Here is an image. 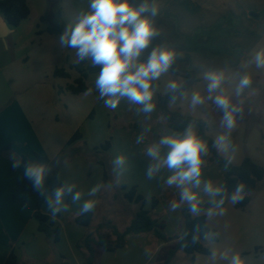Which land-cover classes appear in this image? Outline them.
Segmentation results:
<instances>
[{
	"label": "crops",
	"instance_id": "obj_1",
	"mask_svg": "<svg viewBox=\"0 0 264 264\" xmlns=\"http://www.w3.org/2000/svg\"><path fill=\"white\" fill-rule=\"evenodd\" d=\"M26 3L29 8L28 17L17 27H8V34L0 37V150L10 146L9 150L0 156V264L4 263L12 249L18 258V264H83L82 255L76 248V244L86 233L94 232L96 235L97 227L102 221H110L105 219V213H100L101 221L94 223L98 215L100 196L106 187H102L101 183L102 167L95 162L96 158L92 154L85 151V148L92 150L98 146L86 138L84 133L77 130L72 135L78 132L81 135L80 139L60 149L52 147L51 154H48L36 130L33 117L38 114L36 102L31 101L32 98L26 101L20 99L29 95L33 83L42 82L44 85V82L52 77L59 78L53 76L55 69L64 68L68 71L65 65L79 63L75 58L74 50L69 49V53L66 52L65 48L62 49L59 46L57 38L68 24L76 22L82 11L88 10V0H26ZM154 3L159 9L158 15L154 18L156 25L161 34H170L167 39L172 42V49H175L174 44L177 40L192 38L198 33L207 32L218 23L217 21L224 23L229 18L233 22L227 47L239 48L240 51L246 52L258 39L254 33L257 30L255 28L260 25V15H255L254 12L259 14L264 9V0H154ZM0 16L2 17L1 14ZM256 19L258 22L255 21ZM71 52L74 53V58L71 57L70 60ZM176 53V61L179 63L186 60L187 69L195 73L205 72L213 65L230 67L234 62V59L224 55L212 57L187 50ZM39 63H45V70L39 73L29 69L31 65L37 66ZM85 63L91 64L87 60ZM67 86L66 83L65 87ZM42 87L45 100L50 101L56 88H47L45 85ZM64 88L61 87L59 92L68 94L69 92ZM87 92L88 90L78 95H85ZM157 96L153 98V103ZM144 115L145 113L140 110L135 111L126 124L134 127L132 131H142H137L135 134H143L142 143H136L138 136L130 140L129 134H126L127 136L119 134L122 152L117 155L122 154L126 157L123 169L114 171L113 159L117 155L111 154L113 145L109 150L111 154L109 161L114 179L128 187L136 186L137 192L146 199L145 207H147L148 197L153 195L157 197L158 204L151 214L160 216V218L156 216L153 218L164 223V234L170 240L164 242L152 234L127 235L123 248L114 252L98 250L97 264H164L169 249L176 245L182 231V226L177 228L176 225L173 232H167L166 219L172 220L171 217L180 213L178 207L174 213L171 212L172 209L166 208L168 205L171 206L172 202L176 203L180 200L178 189H166L168 186L165 181L168 176L172 175V172L163 168L153 179L149 180L146 177V169L151 162L146 155V149L165 135V125L162 118L160 119L157 115L154 118L156 126L153 125V118H151L145 119L147 123L144 128L142 126L135 128L139 122L144 121ZM195 131L197 132L196 129ZM172 133L170 131L169 134ZM62 149L70 150L75 154L57 167L53 165V161ZM166 151L167 149H162V154ZM33 152L46 155L51 161L52 174L59 175L61 181L75 183L77 189L84 193L79 203H72L70 197L66 198V203L69 205L68 210L57 214L55 219L52 218L47 205L41 208V212L47 215L55 226L60 227V241L54 246L43 233L38 231V223L32 213L13 203L11 198L12 190L21 172L20 168H12L13 159L22 155H31ZM213 166L209 152H207V155L203 157L201 184L204 181L215 183L214 179L221 175V182L216 180L217 186H221L225 171L219 172L218 175L213 174ZM138 172L140 177L137 176ZM132 173L135 177L129 176ZM96 184H101V190L96 197H88V190ZM193 192L198 196L201 195L196 191ZM162 193L170 197L163 201ZM85 199L96 201L91 211L93 218L88 228L76 226L73 223V219L81 213L80 206ZM210 199L214 198L210 196ZM227 206H229L228 203L224 207L228 208ZM210 209L204 212L209 229L211 228L207 213ZM131 219L132 217L122 229L115 227L122 231ZM100 231L105 232L103 229ZM167 246L168 248L165 249ZM179 251L168 264H181L177 260ZM194 260L196 261V257Z\"/></svg>",
	"mask_w": 264,
	"mask_h": 264
},
{
	"label": "rangeland",
	"instance_id": "obj_2",
	"mask_svg": "<svg viewBox=\"0 0 264 264\" xmlns=\"http://www.w3.org/2000/svg\"><path fill=\"white\" fill-rule=\"evenodd\" d=\"M254 14L260 15V25L258 28H255L258 32L254 29V34L257 35L258 39H256L257 41H255L253 47L246 52L240 51L239 48L227 47V40L231 36V23L233 22L229 18L224 23L217 21L218 23L216 22L217 24L215 23L216 25L203 35L205 41L203 45H199L195 41L190 42V40L184 42L177 40L174 44L175 47H180L183 44L187 51L212 57L224 55L234 59V62L230 67H217L213 65L209 67L210 69H206L205 72H196L198 80L177 99L170 101L168 108L171 111H179L183 115L204 121L207 126L206 134L214 142H216L218 136L222 134L226 135L228 138L226 150L216 143L215 145L218 154L233 165H239L245 157H248L255 164L264 167V67L258 68L255 63L256 53L264 50V9L259 14L255 12ZM155 24H157L156 19ZM163 24L165 23L163 22ZM168 36L170 34L162 33L163 40L160 46L172 48L173 45L167 39ZM191 47H198L201 50L193 51ZM65 50L69 53L68 48H65ZM73 56L74 53L71 52L70 60ZM179 65L185 71H191L187 69L186 60L180 61ZM45 66V63H39L37 66L31 65L29 69L40 73L45 70ZM65 68L68 69L71 78L66 80L64 78L52 77L44 82L47 88H56L50 101H46V97L42 94V91H44L42 82L33 83L29 95L20 99L26 101L32 98L31 101L34 100L36 102L38 114L33 117L36 122V130L40 142L45 147L47 153L51 154L52 147L60 149L67 146L69 137L74 131L80 130V133H84L86 138L90 139L97 146L109 141L111 146L113 145L111 154L116 156L122 152L119 134H129L130 140L135 138V136L141 135L135 134L137 131H142H132L134 127H129V124L126 125L130 117H132V113L138 111L140 106L122 99L116 109L105 107L95 88V79L98 73L88 75L86 81L88 92L85 95L60 93L59 89L61 87L63 89L66 83L68 85L71 84L73 77L76 76L74 71L69 70L68 65H65ZM209 72L221 73L223 75L221 87L211 94V99H209L207 91L208 81L204 78L205 73ZM245 74L251 77L252 83L237 95L236 89L241 77ZM173 81L178 87L186 79L179 73H164L159 80L153 82V98L159 94H166L172 91L168 87V84ZM64 90H67L66 87ZM195 92H198L204 98V103L193 107L191 97ZM217 96L225 97L228 100V111L235 121L234 127L231 130L225 128L222 124L224 112L215 103ZM233 108L239 109V111L233 112ZM154 111L158 112V114ZM154 111L145 113L144 121L139 122L135 128H141V126L144 128L147 123L145 119L149 120L151 118H153V125L156 126L154 118L158 115L161 119V115L157 107H155ZM194 129L197 130V127H194ZM164 133L167 135L170 131L164 128ZM111 154L108 151L107 153L102 152L98 156L103 160L105 158L110 160ZM213 165V174L218 175L219 172L225 171L224 167L218 166L215 162H213ZM138 174L139 172L137 176L140 177ZM129 176L135 177V174L132 173ZM220 178L221 175L214 179L215 183H212L214 187L217 186L218 182H221ZM185 187H189L192 191L201 194L198 196L199 202L210 199V196L203 191V184L199 187L192 185H185ZM169 188L178 189L180 195V188L173 185L171 187L168 186L166 189ZM169 197L167 194L162 193L163 201H166ZM152 198H155V195L148 197L145 209L151 210ZM186 203L179 200L175 204L178 205L180 210V207ZM228 205V208H212L207 213L212 234L206 238L205 244L210 249V254H196V261H192L190 257L179 251L177 256L178 262L181 264H195V262L196 264H231L232 256L240 254L244 264H264V183L251 194V201L245 209L234 208L231 199ZM168 206L166 208L172 209L171 206ZM135 210L136 206L125 200L119 190L106 187L100 196V206L94 223L101 221V217H99L100 213H105V219H109L120 230L128 223L130 217H133ZM176 210L178 209L171 212L174 213ZM151 215L152 217L156 216L160 218V216L153 213ZM171 219H166L168 223L167 232H173L176 229V225L177 228L182 226L180 213L171 217ZM103 230L107 231L106 229ZM92 234L95 235L94 232ZM211 235H214L217 241L212 242L210 239ZM167 248L168 246L165 247V249Z\"/></svg>",
	"mask_w": 264,
	"mask_h": 264
},
{
	"label": "clouds",
	"instance_id": "obj_3",
	"mask_svg": "<svg viewBox=\"0 0 264 264\" xmlns=\"http://www.w3.org/2000/svg\"><path fill=\"white\" fill-rule=\"evenodd\" d=\"M158 12L154 0L151 3L149 0H139L138 3H133V0H88V10L82 11L76 22L68 24L58 36L59 46L74 50L77 62L87 60L92 67H99L95 88L105 107L116 109L121 100L126 99L139 105V110L144 113L155 110L153 82L168 72L177 57L175 49L159 46L152 48L146 60H141L153 38L160 34L154 19ZM255 63L258 68L264 67V50L256 53ZM204 78L208 81L207 91L211 99V94L220 89L223 75L209 72L205 73ZM251 83V77L248 74L243 75L236 89L237 95ZM168 87L175 90L177 84L173 81ZM202 103L204 98L198 92L193 93L192 106ZM215 103L224 112L223 126L231 130L235 121L229 114L227 98L217 96ZM232 111L238 112L239 109L233 108ZM143 139L141 134L136 143H142ZM215 143L226 150L228 138L222 134ZM162 149L167 151L162 154ZM207 152V143L197 135L194 122H189L183 132L161 136L146 149V155L151 161L146 169V177L151 180L161 169L167 168L172 175L166 179V185L180 188V200L188 203L191 212H198V194L185 185H201L203 157ZM125 163L126 157L117 155L113 159L114 171L123 169ZM12 167L23 170V179L43 198L53 219L57 214L68 210L66 198L70 197L72 203H79L84 197V193L77 189L75 183L61 181L59 175L56 177V185L51 186L49 177L52 166L47 161H25L23 157H17L13 159ZM100 190L101 184H96L88 190L87 196L96 197ZM203 191L213 198L221 197L219 201L213 200L212 203L217 207L223 205L225 191L222 186L214 187L211 181H204ZM243 191V184L236 186L231 195L232 203H238L243 198ZM95 204L94 199L83 200L81 214L91 212ZM177 207L175 203L171 205L173 211ZM231 264H244L240 254L232 256Z\"/></svg>",
	"mask_w": 264,
	"mask_h": 264
},
{
	"label": "trees",
	"instance_id": "obj_4",
	"mask_svg": "<svg viewBox=\"0 0 264 264\" xmlns=\"http://www.w3.org/2000/svg\"><path fill=\"white\" fill-rule=\"evenodd\" d=\"M138 2L139 0H133V3ZM149 2L151 3L152 0H149ZM0 14L8 27L15 28L28 17L29 8L26 0H0ZM155 27L160 34L153 38L149 48L144 51L141 57L142 61L146 60L152 48L159 47L162 41V34L156 24ZM48 31L51 32V30ZM205 33L206 32H201L192 38H181L179 40L183 42L187 40H190V42L195 41L197 44L203 45L205 43L203 39ZM178 50H186V48L181 44L180 47H175V51L177 52ZM191 50L199 51L201 49L194 47ZM69 70L74 71L76 74L75 78L72 79V83L66 87L67 91L72 95L86 92L88 90L86 83L88 75L99 73L100 71L99 67H92L91 64H86L85 61L70 65ZM179 70L185 72L183 76L186 81L179 85L175 90L166 94H159L154 102L155 107L159 109L161 118L164 121L165 129L180 133L184 131L189 122H194V127H197V135L208 145L210 160L215 162L218 166L225 168L221 184L224 188L225 195L223 197L224 203L221 207H224L230 201L231 195L234 193L236 186L243 184L244 191L241 194L243 198L238 203H233V205L236 209H245L251 201V194L254 193L262 183H264V167L255 164L248 157H245L239 165H233L218 154L215 142L206 134L207 126L204 121L183 115L179 111L169 110V102L177 99L198 80L197 74L194 71H185L180 67L176 60L168 72L178 74ZM53 76L70 78V73L64 68H59L53 71ZM80 138L81 135L76 132L70 137L67 144L71 145ZM9 148L10 146L2 148L0 150V156L9 150ZM110 148V142L106 141L104 144L92 150L85 148V151L92 154L96 158L95 162L102 167V187H111L119 190L125 200L136 206V210L130 223L122 231H119L110 221H105L98 225L96 235H93L92 233H86L84 235V237L76 244V248L82 255L83 264H97L98 250L114 252L123 248L125 245V237L127 235L152 234L161 241L167 242L170 240L164 234V223L157 218H153L151 215L152 210H154L158 204V200L152 198L151 210L145 209L146 199L137 192V187H128L126 184L118 183L113 177L109 159L105 158L103 160L98 156L102 152L107 153ZM74 154L75 152L70 150H62L54 159L53 165H56L57 167L61 166L65 161L72 158ZM21 157H23L25 161L44 160L51 164L50 159L46 155L36 152H33L31 155H22ZM22 172L23 170L21 169L18 181L12 190V202L32 213V216L38 223V231L43 233L50 244L54 246L60 241V227L55 226L54 223L50 221L49 217L41 212V208L46 204L43 198L38 196L32 190L28 182L23 179ZM56 177L57 175L55 173L51 174L49 177V184L51 186L56 185ZM220 199L221 197H216L214 199L200 202V211L195 213L189 210L188 203L180 207L182 231L176 245L169 249L164 264H168L179 250L190 257L192 261H194L196 254H210V249L206 246L205 242L206 238L209 237L212 232L207 226L204 212L210 208L217 207L212 201H219ZM92 218V212L86 214L80 213L73 219V223L76 226L88 228L91 224ZM102 229H106L107 231L101 233L100 230ZM210 239L212 242L217 241V238L214 235H211ZM3 264H18V258L13 249L10 251Z\"/></svg>",
	"mask_w": 264,
	"mask_h": 264
},
{
	"label": "water",
	"instance_id": "obj_5",
	"mask_svg": "<svg viewBox=\"0 0 264 264\" xmlns=\"http://www.w3.org/2000/svg\"><path fill=\"white\" fill-rule=\"evenodd\" d=\"M9 32L8 25L4 21L3 17L0 16V37H5ZM179 74L184 75V71H178Z\"/></svg>",
	"mask_w": 264,
	"mask_h": 264
}]
</instances>
